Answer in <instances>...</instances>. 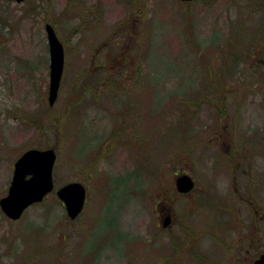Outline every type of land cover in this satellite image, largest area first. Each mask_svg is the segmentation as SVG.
Masks as SVG:
<instances>
[{
  "label": "rangeland",
  "instance_id": "374dc122",
  "mask_svg": "<svg viewBox=\"0 0 264 264\" xmlns=\"http://www.w3.org/2000/svg\"><path fill=\"white\" fill-rule=\"evenodd\" d=\"M47 24L65 51L54 106ZM30 148H55L56 188L82 182L84 212L55 192L18 221L0 208V264H253L264 0H0V200Z\"/></svg>",
  "mask_w": 264,
  "mask_h": 264
},
{
  "label": "water",
  "instance_id": "95a60500",
  "mask_svg": "<svg viewBox=\"0 0 264 264\" xmlns=\"http://www.w3.org/2000/svg\"><path fill=\"white\" fill-rule=\"evenodd\" d=\"M23 3L24 0H9ZM191 2L193 0H180ZM46 33L50 55V84L48 103L54 106L61 87L65 51L64 45L57 36L51 24L46 25ZM57 161L55 148L29 149L15 162L14 173L8 193L0 200L3 213L12 220H18L25 211L36 203L42 202L48 195L56 192L57 197L64 204L68 217L75 220L83 211L87 189L82 182H68L56 188L54 169ZM176 189L180 194H188L195 187V181L189 174H182L176 178ZM170 216L164 219L163 227L170 225ZM253 264H264L262 253Z\"/></svg>",
  "mask_w": 264,
  "mask_h": 264
},
{
  "label": "flooded vegetation",
  "instance_id": "af4514ba",
  "mask_svg": "<svg viewBox=\"0 0 264 264\" xmlns=\"http://www.w3.org/2000/svg\"><path fill=\"white\" fill-rule=\"evenodd\" d=\"M40 204V203H39ZM39 204H37V205H39ZM167 216H170V225L168 226V227H166V228H164L163 227V222H164V219L167 217ZM175 218H174V216H173V214L171 213V214H166L165 216H164V218H163V221H162V228H163V230H167V229H170L173 225H175V220H174Z\"/></svg>",
  "mask_w": 264,
  "mask_h": 264
},
{
  "label": "trees",
  "instance_id": "16d2710c",
  "mask_svg": "<svg viewBox=\"0 0 264 264\" xmlns=\"http://www.w3.org/2000/svg\"><path fill=\"white\" fill-rule=\"evenodd\" d=\"M74 104H75V103H74ZM191 128H192V127H191ZM191 128H190V129H191ZM1 214H2V213H1ZM3 215H4V214H3Z\"/></svg>",
  "mask_w": 264,
  "mask_h": 264
}]
</instances>
